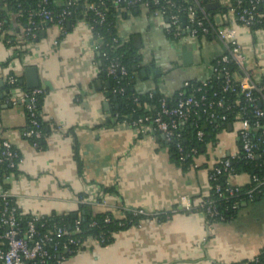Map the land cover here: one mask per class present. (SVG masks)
Segmentation results:
<instances>
[{
  "label": "crops",
  "instance_id": "1",
  "mask_svg": "<svg viewBox=\"0 0 264 264\" xmlns=\"http://www.w3.org/2000/svg\"><path fill=\"white\" fill-rule=\"evenodd\" d=\"M222 1L208 9L220 26L224 23L217 9ZM61 2L54 0L56 5ZM15 19L12 14L15 48L8 47L0 33V87L12 73L21 87L12 89L7 99L16 98L29 91V78L35 79L44 92L41 119L49 127L44 149L37 150L22 137L24 106L9 107L5 99L0 107V140L20 155L17 172L8 181L20 212L39 217L69 214L77 209L73 198L95 193H100L102 202L91 207L94 213L120 218L124 209L149 215L172 212L165 221L142 220L115 235L111 244L78 252L62 264H239L264 249V196L242 206L234 220L212 225L200 212H186L179 203L187 197L194 207L209 195V167L238 150L232 126L221 128L196 159L197 166L183 172L170 160L166 143L137 137L113 116L106 97L110 83L84 19L69 23L64 35L58 27L40 22L38 39L32 43H25L24 27ZM165 24L140 7L117 17L119 41L131 44L148 78L134 84L140 95L157 90L170 99L185 82L210 80L213 62L226 53L216 39L184 38L180 47L192 52V64L185 66L179 45L164 32ZM237 35L244 70L254 72L251 80L258 86L263 79L264 31L251 34L238 26ZM15 49L23 51L21 57ZM55 125L61 127L63 137ZM246 180L238 175L230 182L241 185Z\"/></svg>",
  "mask_w": 264,
  "mask_h": 264
},
{
  "label": "built area",
  "instance_id": "2",
  "mask_svg": "<svg viewBox=\"0 0 264 264\" xmlns=\"http://www.w3.org/2000/svg\"><path fill=\"white\" fill-rule=\"evenodd\" d=\"M50 0H40L37 11L31 16L38 17L40 22L52 24L59 28L63 33L64 25L71 17L74 9V3L77 0H68L61 4L58 12L48 9ZM218 0H97L96 3L86 5V8L94 15V24L101 26L108 14V5L116 14L132 10L133 8H143L147 10L150 16L165 20L164 32L168 38L177 41L184 38L192 40L216 39L224 47L226 53L218 58L211 66L212 78L221 79L223 86L220 94L227 92L234 93L235 99L232 104L223 103V98L219 93L213 92L210 96L207 94L209 80L200 81L196 85L185 82L182 89L178 91L175 103L168 106L167 98L163 97L159 101V111L154 115L140 117L134 120H122V123L130 127L137 137L155 138L161 135L167 143L175 142L176 151L179 154V160L184 156L183 148L179 145L180 139L179 125L190 123L196 131V139L201 142L205 136L202 129L197 126L196 120L203 119L205 124L214 125L219 128L220 125H231L235 132L238 150L235 154L227 157L218 158L213 161L208 170V183L210 191L216 194L215 199H211V193L194 207H200V213L206 218H215L219 216L216 202L221 199L237 198L232 208L237 209L244 205L251 204L264 196V172L262 174L248 175L245 184L233 185L230 182L233 174L231 169L232 161L239 156L245 162L260 160L264 166V92L252 83L253 71H245V58L241 54V47L238 41L237 27L248 29L251 34L257 31L252 29L261 25L264 18V0H224L217 9V14L223 18V25H219L210 15L208 7ZM263 8L262 13H257L256 8ZM151 9V10H150ZM185 20V22H183ZM15 22L18 23L17 18ZM33 26V22L29 21ZM92 32V25H89ZM33 28V27H32ZM2 23H0V33ZM35 29V28H34ZM33 29V30H34ZM93 34V33H92ZM35 39L36 34L31 28L23 30V38ZM96 50L100 51L103 46L101 38L95 37ZM116 45L118 41L113 40ZM101 58L106 61L104 74L112 79L116 85H119L124 78L129 77L128 71L115 58H109L106 52H102ZM233 61L240 73L236 83L232 82L230 73L222 65ZM262 78H264V67L261 69ZM6 83L14 85L17 77L14 75L6 77ZM188 88L190 94L187 95L184 89ZM253 91L259 93L258 97L253 96ZM42 90L37 88L24 92L16 98H8L6 101L14 105L21 103L24 106L28 126L22 131V137L29 142V139H40L42 136L39 131L36 119V96L41 94ZM123 88L113 89L112 94H122ZM151 96V95H150ZM136 100V99H135ZM221 110V111H220ZM229 113L233 114L232 122H228ZM116 119V118H115ZM54 130L63 137L61 127L54 126ZM30 143V142H29ZM36 149V143H30ZM0 152V165L7 161V168H16L14 160L17 157L12 145L2 140ZM197 149L190 150L193 156L194 165L196 159L201 157ZM186 156H189L187 154ZM18 166V164H17ZM264 170V169H263ZM226 176L225 185L222 187L219 183V177ZM12 174L7 178L8 181ZM9 190H3L0 187V199L4 201L2 211H0V264H62L68 257L74 253L88 250L93 246H100L104 242V237L99 240L87 237L84 240L72 238V235L79 233L80 221L76 220L72 232L64 226H56L45 232L37 231V222L42 219L40 216H33L25 224V230L21 231L16 219L15 207L9 206L6 199H11ZM13 199V198H12ZM14 200V199H13ZM100 193L93 196H77L73 198V203L78 206H97L101 203ZM15 203V201H14ZM181 208L185 211L192 209L193 205L187 197H181L179 200ZM138 214L145 215L144 211L138 210ZM124 216V215H123ZM120 217V218H123ZM106 218L104 223H108ZM94 223L91 224L93 226Z\"/></svg>",
  "mask_w": 264,
  "mask_h": 264
},
{
  "label": "trees",
  "instance_id": "3",
  "mask_svg": "<svg viewBox=\"0 0 264 264\" xmlns=\"http://www.w3.org/2000/svg\"><path fill=\"white\" fill-rule=\"evenodd\" d=\"M40 0H0V23H2V35L4 42H8V47L15 48L17 43L14 40V36L12 32L15 31V28L12 27V22L10 20V16L12 14L16 15L18 24L24 29L31 28L32 32L36 34V40L38 39L39 34V23L40 19L35 16H31L34 14L38 9V4ZM68 0H62L60 4L65 3ZM97 0H77L74 3V9L71 17L68 19L67 23H74L76 20L84 19L87 24L92 25V33L95 37L101 38L103 42V46L98 51L99 59L101 60V71L104 73V66L106 61L101 58V53L106 52L109 58H116L120 64L125 67L128 71L129 77L124 78L119 85H116L112 79H108L110 83L109 88V102L112 104V114L117 119V122H121L122 120H136L140 117L154 115L156 112L159 111V101L164 95L160 94L157 90L150 91L145 95H140L134 90V84L137 79H145L148 78L143 75L144 69L141 67L139 62V57L136 52L133 50L130 43H121L117 37V27H116V20L119 16L116 12L109 7L108 5V14L106 17L105 22L98 26L94 24L93 19L94 15L91 11L86 8L87 4L96 3ZM235 0H231L234 4ZM56 5L54 0H50L48 4V9L53 12H58L59 7L61 5ZM151 10V9H150ZM257 13H262L263 8H256ZM29 21L33 22V26L30 25ZM262 24L254 27L253 30H263L264 31V18L262 19ZM64 25L63 33L66 32V25ZM52 25V24H50ZM33 27V28H32ZM35 28V29H34ZM34 29V30H33ZM61 35H64V34ZM60 35V36H61ZM116 39L119 45L113 43V40ZM25 43H32L35 39L25 38ZM21 48V47H20ZM23 51L21 49H15L14 54L17 57L22 56ZM214 64V62H213ZM225 69L228 70L230 73L231 79L233 83H236V79L240 77V73L236 64L233 61H229L228 63L222 65ZM13 74L10 73L9 76ZM147 75V74H146ZM190 84L196 85L197 81H190ZM223 86V81L221 79H210L209 86L207 88V94L210 96L213 92L219 93V97L223 98V103L225 106L227 104H232L233 100L235 99L234 93H224L220 94L221 88ZM21 87L20 81L17 78V82L14 85H9L5 82V84L0 87V107L7 99V95L12 91V89ZM258 88L262 89L264 92V78L262 79L261 83L257 86ZM123 88L122 94H112L113 89H120ZM187 95L190 94V90L188 88L184 89ZM28 92V91H26ZM151 95V96H150ZM253 96L258 97L259 93L253 91ZM176 95L172 98H167L168 106H172L175 103ZM44 99V92L42 91L41 94L36 96V119L38 123V127L35 130L39 131L41 134L40 139H29L30 143H36V149L42 150L45 147V138L49 134V127L46 123H44L41 119V109ZM136 99V100H135ZM221 111V110H220ZM233 114L229 113L227 121L232 122ZM197 126L199 129H202L205 133V136L201 142L196 139L195 131L196 129L187 124H180L179 125V134L180 139H178L179 145L183 148L184 151V158L179 160V154L175 148V142L167 143L166 140L163 139L161 135H156V138L160 143H166L169 146L170 152V160L183 172H186L189 168L194 165L193 156L190 154V150L195 148L201 153L202 149L205 150L208 144H211L216 136V133L226 126L220 125L219 128L215 129L214 125L205 124L203 119L196 120ZM28 126V119L26 117V125ZM2 140H0V152L3 150L1 147ZM12 149L16 152L17 157L14 160L16 163V168L9 169L7 168V161H4L0 165V187L5 191L9 190V183L8 177L10 174L15 175L17 172V164L20 162V155L18 151L12 146ZM189 154V156H186ZM231 169L233 170L234 175H241L243 173H247L248 175L252 174H262L264 172V166L260 160H254L251 162H245L241 160L239 156L237 159L232 161ZM226 176L221 175L219 177V183L222 187L225 185ZM211 199L216 198V194H213V191H210ZM209 193V194H210ZM237 200V198H228V199H221V201H217L216 207L219 212V216L215 218H206L208 225H212L214 223H227L234 220L239 212L240 208L233 209L232 205ZM4 201L0 199V211H2L4 206ZM6 203L9 206H14V200L6 199ZM17 208V206H16ZM202 209L200 207H193L191 210L186 212H200ZM138 210H131V209H124L123 218H116L113 214L109 212L105 213H94L90 206H78L75 212L69 214H50L48 216H43L40 221L37 222V231L45 232L53 227L56 226H64L66 227L69 232H72L74 228V224L76 220L80 221L79 224V233L72 235V238L84 240L87 237H91L93 239L99 240V237H104V242L100 243V247H105L111 244L114 241L115 235L120 232H123L133 226L138 225V223L142 220H157V221H165L171 217L172 212H163V213H156V214H145L140 215L137 213ZM16 219L19 223L21 231L25 230V224L28 220L32 218V215H24L20 212L17 208L16 210ZM108 218L109 222L104 223V220ZM94 223L93 226L91 224ZM0 231H2L0 229ZM74 254L67 255V257H71ZM239 264H264V249H262L253 259L249 261H243Z\"/></svg>",
  "mask_w": 264,
  "mask_h": 264
},
{
  "label": "water",
  "instance_id": "4",
  "mask_svg": "<svg viewBox=\"0 0 264 264\" xmlns=\"http://www.w3.org/2000/svg\"><path fill=\"white\" fill-rule=\"evenodd\" d=\"M208 8L210 9L211 7H208ZM183 22H185V20H183ZM68 25H69V23H67L66 26H68ZM179 49H180V54H181V57H182V64L185 65V66L191 65L192 64V52L188 51L186 46H181ZM28 73H30V71H28ZM29 82L30 83L27 85V90L30 91V90L38 88V84H37L35 79H30L29 78ZM106 97H107V99H109V97H110L109 92L106 93ZM8 106L10 107L12 105L9 104ZM227 128L231 129V125H227Z\"/></svg>",
  "mask_w": 264,
  "mask_h": 264
},
{
  "label": "flooded vegetation",
  "instance_id": "5",
  "mask_svg": "<svg viewBox=\"0 0 264 264\" xmlns=\"http://www.w3.org/2000/svg\"><path fill=\"white\" fill-rule=\"evenodd\" d=\"M170 39V38H169ZM171 40V39H170ZM172 42H173V44H178L179 45V48H180V43L183 41V39H180V40H177V41H173V40H171ZM178 48V47H177ZM170 61V60H169Z\"/></svg>",
  "mask_w": 264,
  "mask_h": 264
}]
</instances>
